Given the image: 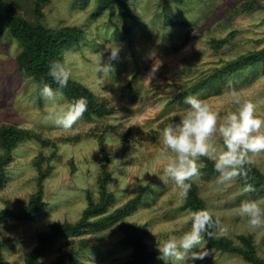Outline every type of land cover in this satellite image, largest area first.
I'll return each instance as SVG.
<instances>
[{"label": "rangeland", "instance_id": "374dc122", "mask_svg": "<svg viewBox=\"0 0 264 264\" xmlns=\"http://www.w3.org/2000/svg\"><path fill=\"white\" fill-rule=\"evenodd\" d=\"M33 24L79 26L88 36L66 53L63 71L114 111L87 117L60 90L41 91L17 65L19 44L7 26L0 31V125L40 133L52 144L20 143L11 153L0 189V211L37 190L34 161L44 155L43 210L27 221L0 223L4 260L25 264L39 235L55 222L78 221L98 200L108 174L115 201L109 213L138 198L136 208L103 230L85 232L75 246L86 264H132L122 225L145 224L154 264H247L238 255L211 248L185 207L188 181L199 189L217 234L252 235L264 258V186L246 188L236 175L203 170V156L231 166L225 141L234 134L248 160L264 173V63L233 73L183 101L180 91L248 52L264 47V6L243 9L246 0H130L138 23L131 34L118 14L101 11L97 0H1ZM264 4V0L261 1ZM40 6V7H39ZM39 7V8H38ZM1 153V151H0ZM203 155V156H201ZM124 223V224H123ZM67 243V244H66ZM57 250L45 259L55 260Z\"/></svg>", "mask_w": 264, "mask_h": 264}, {"label": "trees", "instance_id": "16d2710c", "mask_svg": "<svg viewBox=\"0 0 264 264\" xmlns=\"http://www.w3.org/2000/svg\"><path fill=\"white\" fill-rule=\"evenodd\" d=\"M47 2L48 0H40ZM101 11H109L111 15L118 14L122 21V28L127 34H131L138 19L133 14L129 5L130 0H97ZM181 3L183 0H163L165 6L169 2ZM262 0H246L243 9L248 11L263 7ZM40 7V6H39ZM38 7V8H39ZM3 25L7 26L9 33L16 38L20 49L17 55L18 70L21 75L30 76L41 91L60 90L68 99L71 106L87 117L106 116L114 109L106 102L98 100L96 94L85 84L67 76L63 71V64L67 51L80 45L87 39L85 30L79 26L63 25L50 28L43 24H33L24 17L18 15L6 2L0 0V31ZM264 63V47L248 52L239 58L215 69L205 78L199 80L193 86L177 93L174 101H183L205 90L208 86L221 81L227 76L249 67ZM37 140L42 146L47 147L57 144L51 143L40 133L30 129L18 127L12 124L0 125V189L6 184V164L12 151L22 142ZM226 148L236 158V163L231 166L219 165L211 158L203 156L204 171L223 176L236 175L246 188H261L264 186V173L255 167L249 160L246 149L237 134L231 140L225 141ZM47 158L40 155L34 161L37 168V190L30 196L28 203L18 200L0 211V223L6 221H27L37 216L44 208V181L49 176V170L45 168ZM105 174L100 180L101 195L98 200L89 195V206L83 216L75 223L55 222L49 230L39 235L38 244L26 258L25 264H86L80 258L75 246L65 250L58 246L62 238L69 237L68 243H77L80 249L86 247L87 239L82 236L85 232L103 230L109 224L123 221L137 204L146 188L142 190L138 198L131 200L123 206L109 213L115 201L113 192L108 191ZM185 207L193 212L192 221L198 228L200 235L208 242L211 248L223 253L238 255L247 264H264L256 250L252 235H239L236 239L217 234V219L207 212L206 203L199 195L198 187L188 181L185 195ZM124 224V223H123ZM125 237L124 244L132 249V264H154L157 252L151 251L146 242L149 236V228L145 224L126 223L122 225ZM77 238V239H76ZM6 241L0 240V264H9L4 260L3 250ZM67 244V243H66ZM57 250L55 260L45 258Z\"/></svg>", "mask_w": 264, "mask_h": 264}]
</instances>
